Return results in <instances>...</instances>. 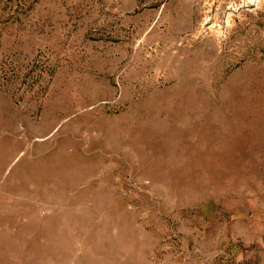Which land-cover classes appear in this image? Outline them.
I'll use <instances>...</instances> for the list:
<instances>
[{
  "label": "rangeland",
  "instance_id": "374dc122",
  "mask_svg": "<svg viewBox=\"0 0 264 264\" xmlns=\"http://www.w3.org/2000/svg\"><path fill=\"white\" fill-rule=\"evenodd\" d=\"M0 264H264V0H0Z\"/></svg>",
  "mask_w": 264,
  "mask_h": 264
}]
</instances>
